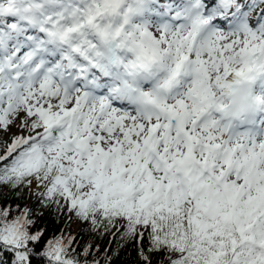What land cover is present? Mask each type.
I'll return each instance as SVG.
<instances>
[{
    "label": "snow or ice",
    "instance_id": "snow-or-ice-1",
    "mask_svg": "<svg viewBox=\"0 0 264 264\" xmlns=\"http://www.w3.org/2000/svg\"><path fill=\"white\" fill-rule=\"evenodd\" d=\"M5 190L0 264H264V0H0Z\"/></svg>",
    "mask_w": 264,
    "mask_h": 264
},
{
    "label": "trees",
    "instance_id": "trees-1",
    "mask_svg": "<svg viewBox=\"0 0 264 264\" xmlns=\"http://www.w3.org/2000/svg\"><path fill=\"white\" fill-rule=\"evenodd\" d=\"M5 201L13 205V210H15V204H20L21 207L25 205L30 207L36 206L35 197L30 195L27 190H23L19 195L5 190V194L0 196V205H3ZM77 224L78 226H76ZM40 226L48 229L49 236H52L54 233L59 234L60 230L66 233L70 232L76 237V245L74 247L78 246L77 251L82 250L88 245L99 246L100 253L96 257L97 259H102L107 249L109 250V254L113 255V264H137L138 257L135 246L131 242L121 240L119 236L113 238L115 229L104 232L103 230H93L90 224L82 221L74 219L69 222L67 215L61 216L56 212L54 207L43 213ZM93 255H96V253L94 252Z\"/></svg>",
    "mask_w": 264,
    "mask_h": 264
},
{
    "label": "rangeland",
    "instance_id": "rangeland-1",
    "mask_svg": "<svg viewBox=\"0 0 264 264\" xmlns=\"http://www.w3.org/2000/svg\"><path fill=\"white\" fill-rule=\"evenodd\" d=\"M76 226H78V224Z\"/></svg>",
    "mask_w": 264,
    "mask_h": 264
}]
</instances>
